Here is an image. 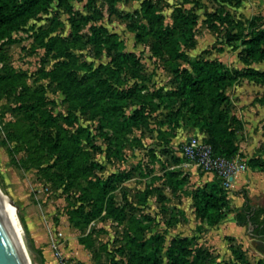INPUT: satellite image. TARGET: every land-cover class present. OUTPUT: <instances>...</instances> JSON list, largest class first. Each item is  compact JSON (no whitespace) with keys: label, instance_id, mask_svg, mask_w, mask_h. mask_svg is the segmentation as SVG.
<instances>
[{"label":"rangeland","instance_id":"374dc122","mask_svg":"<svg viewBox=\"0 0 264 264\" xmlns=\"http://www.w3.org/2000/svg\"><path fill=\"white\" fill-rule=\"evenodd\" d=\"M253 19L264 28V0H70L0 42V191L30 264L263 262L247 229L238 241L196 216V189L213 178L182 143L207 135L172 117L193 63L245 68L227 39ZM157 27L173 33L176 55L156 44ZM227 94L238 150L264 152V84ZM107 178L108 215L95 198ZM172 240L184 241L173 250Z\"/></svg>","mask_w":264,"mask_h":264},{"label":"trees","instance_id":"16d2710c","mask_svg":"<svg viewBox=\"0 0 264 264\" xmlns=\"http://www.w3.org/2000/svg\"><path fill=\"white\" fill-rule=\"evenodd\" d=\"M69 1L0 0V42L9 38L12 33L19 31L29 21L44 14L52 3L57 2L58 6H63ZM219 1L230 3L233 0ZM143 13L151 21L156 16L153 5L145 2L143 3ZM257 20L253 19L249 22L245 35L233 34L227 39V43L234 50L240 51L239 60L245 68L230 70L216 61L193 63L192 70L185 72L184 88L179 96L181 101L172 115L176 123H182L205 132L207 138L203 137V139L212 147L213 153L227 159H232L239 153L235 132L231 127V108L227 90L242 80L264 84V71H258L251 67L253 64L264 62V28L259 27L256 23ZM154 36L156 44L160 48L170 50L169 54L171 55L178 53L172 48L175 39L173 33L168 29L157 27ZM100 98L98 97L97 101ZM141 122V117L136 113H132L128 118V123L135 127H139ZM124 125H126L125 122ZM246 164L251 168L264 170V162L256 158L246 161ZM96 186L95 198L100 202V213L105 211L108 215V210L112 208L110 196L114 190L112 179H98ZM193 198L196 216L209 227L219 223L229 211L226 191L216 178L202 188L196 189ZM247 201L246 199L241 210L235 214V221L238 226H245L247 229L253 228L252 236L264 243V219H261L264 210H253L248 206ZM183 241L172 240L173 250L177 245H182ZM259 251L264 254L263 245H259Z\"/></svg>","mask_w":264,"mask_h":264},{"label":"crops","instance_id":"0c3cea01","mask_svg":"<svg viewBox=\"0 0 264 264\" xmlns=\"http://www.w3.org/2000/svg\"><path fill=\"white\" fill-rule=\"evenodd\" d=\"M246 145L242 146V150L239 151L237 156L245 159L246 161L256 158L261 162H264V152L260 154H255L251 151H248L249 157L247 156ZM210 175V174H207ZM213 179L214 177L210 175ZM226 197L229 202V211L226 214L225 218L222 219L220 223L221 230L225 232V234H230L231 238H237L238 241L243 237L244 230L246 228H242L243 226H238L235 221V214L238 213L243 205L245 204V200L247 199V204L253 210L263 209L264 210V170H259L257 168H251L247 166V170L243 173H240L232 183V188L230 191H226ZM233 210V211H232ZM261 219H264V214L261 216ZM209 227V226H208ZM232 230H236L237 233H232ZM251 237L253 247L254 256L257 258V262L263 261L262 263L257 264H264V254L259 251V245H263L259 239L255 237ZM241 243V242H239ZM244 244V242H243ZM35 245L37 248L39 245L38 241H35ZM44 258L47 260L46 251L44 248L40 249ZM45 264H48V260Z\"/></svg>","mask_w":264,"mask_h":264},{"label":"built area","instance_id":"2783aa9c","mask_svg":"<svg viewBox=\"0 0 264 264\" xmlns=\"http://www.w3.org/2000/svg\"><path fill=\"white\" fill-rule=\"evenodd\" d=\"M182 154L202 172L216 178L225 191H230L233 180L247 170L245 159L240 156L232 159L216 156L212 147L200 135H191L185 139L182 143Z\"/></svg>","mask_w":264,"mask_h":264},{"label":"water","instance_id":"95a60500","mask_svg":"<svg viewBox=\"0 0 264 264\" xmlns=\"http://www.w3.org/2000/svg\"><path fill=\"white\" fill-rule=\"evenodd\" d=\"M15 214L23 232V226L18 217L15 206L6 197ZM242 228H246L243 226ZM247 229V228H246ZM253 228L247 229L248 235L252 236ZM253 237V236H252ZM256 238V237H255ZM258 239V238H257ZM0 264H30L22 237L18 238L15 226L7 211L4 199L0 191Z\"/></svg>","mask_w":264,"mask_h":264},{"label":"bare ground","instance_id":"6f19581e","mask_svg":"<svg viewBox=\"0 0 264 264\" xmlns=\"http://www.w3.org/2000/svg\"><path fill=\"white\" fill-rule=\"evenodd\" d=\"M3 199H4V202H5L7 211H8V213H9V215L11 217V220H12L14 226H15V229H16V232H17V235H18V238L19 237H22V230H21L20 224L18 223L16 214H15V209L11 207V205L9 204V202L4 197H3Z\"/></svg>","mask_w":264,"mask_h":264}]
</instances>
